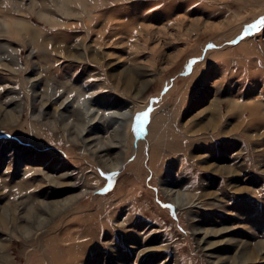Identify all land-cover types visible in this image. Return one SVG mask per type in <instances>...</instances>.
<instances>
[{"label": "rangeland", "instance_id": "374dc122", "mask_svg": "<svg viewBox=\"0 0 264 264\" xmlns=\"http://www.w3.org/2000/svg\"><path fill=\"white\" fill-rule=\"evenodd\" d=\"M0 264H264V0H0Z\"/></svg>", "mask_w": 264, "mask_h": 264}, {"label": "bare ground", "instance_id": "6f19581e", "mask_svg": "<svg viewBox=\"0 0 264 264\" xmlns=\"http://www.w3.org/2000/svg\"><path fill=\"white\" fill-rule=\"evenodd\" d=\"M156 151L154 150V149H151L150 148V151H149V157H150V161H149V164H150V167L151 168H153V169H155L156 168V166L154 165L155 164V157H154V153H155ZM242 165V164H241ZM244 166V165H243ZM204 168V167H203ZM215 172V171H214ZM167 182V181H166ZM179 189V188H178ZM203 190H205V189H203ZM202 192V191H201ZM178 194H179V202L177 201V206L179 207V206H182V205H184V200H183V198H182V196H183V194L182 193H180V192H178ZM190 194H187V196H184L187 200H189V201H192V199H193V197L192 196H189ZM205 197V196H204ZM200 232V231H199ZM196 233H198V232H196ZM205 240V239H204ZM205 250V249H204Z\"/></svg>", "mask_w": 264, "mask_h": 264}]
</instances>
